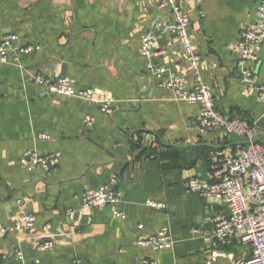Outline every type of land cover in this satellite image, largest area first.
Here are the masks:
<instances>
[{"label": "crops", "instance_id": "1", "mask_svg": "<svg viewBox=\"0 0 264 264\" xmlns=\"http://www.w3.org/2000/svg\"><path fill=\"white\" fill-rule=\"evenodd\" d=\"M262 1L182 0L181 6L218 108L249 118L264 142V107L243 81L235 49ZM173 18L155 0H0V41L16 33L23 44L38 46L0 62V227L7 228L0 233V264H229L236 255L228 250L233 246L204 242L210 220L227 207L189 181L210 180L211 155L243 140L202 131L199 105L174 98L142 55L144 36ZM170 35L153 47L165 50L168 72L184 76L191 88L194 74ZM259 57L262 82L264 45ZM38 74L74 78L76 94L48 92L35 83ZM25 151L59 153L60 162L49 171L26 166ZM112 179L120 201L84 208V196ZM150 200L165 207L153 208ZM26 213L36 216L35 226L12 229ZM159 230L173 235L171 249L136 243ZM48 234L54 246L42 250Z\"/></svg>", "mask_w": 264, "mask_h": 264}, {"label": "built area", "instance_id": "2", "mask_svg": "<svg viewBox=\"0 0 264 264\" xmlns=\"http://www.w3.org/2000/svg\"><path fill=\"white\" fill-rule=\"evenodd\" d=\"M182 0H155L160 9H167L173 20H159L142 40V55L148 59V70L158 79L159 84L169 90L174 98L199 105L196 117L197 126L204 132L220 131L235 135L243 140L235 150L215 152L211 155V179L201 181L197 178L189 181V187L199 190L212 201L224 204L227 211L214 216L203 240L207 244L216 245H246L247 249L239 252L229 264H264V142L259 140L260 129L249 118L230 116L218 108L212 88L206 84L200 75L202 56L193 46L190 33L191 20L183 12ZM171 34L169 44L180 45L190 70L194 74V84L187 86L184 76L169 73L165 63L161 61L164 49L153 47L155 41L163 34ZM264 45V0L260 3L254 23L246 25L240 33L235 49L241 70V77L256 93L259 102L264 107V81L257 78L259 52ZM38 49L35 45H26L21 37L10 33L0 41V62H7L10 54L18 52L31 53ZM178 53V49H174ZM35 83L43 86L48 92L66 96L76 94V80L69 76L51 78L43 74L35 77ZM104 110L112 112L110 104L104 105ZM42 138L49 135L40 134ZM59 153L39 155L25 151L20 163L46 171L58 166ZM115 179L84 196V208L113 206L120 201V193L116 189ZM153 208L165 207L155 201H149ZM70 215L74 216L75 211ZM123 215V214H121ZM124 217V216H123ZM34 214H22L16 221L14 230H30L35 226ZM138 228L143 230L144 225ZM44 229L49 230L46 224ZM7 228L0 227V233ZM195 233H200L194 228ZM136 243L154 250L171 249L174 237L168 230L157 232L146 231ZM54 241L51 235L41 242L40 249H52ZM22 257V255H20ZM73 264H83L76 259ZM198 264H213L212 260Z\"/></svg>", "mask_w": 264, "mask_h": 264}, {"label": "rangeland", "instance_id": "3", "mask_svg": "<svg viewBox=\"0 0 264 264\" xmlns=\"http://www.w3.org/2000/svg\"><path fill=\"white\" fill-rule=\"evenodd\" d=\"M247 249V246L246 245H239V244H237V245H233V247L232 248H230V249H228L229 251H231L232 253H234V254H237V253H239L241 250H246ZM237 252V253H236Z\"/></svg>", "mask_w": 264, "mask_h": 264}]
</instances>
